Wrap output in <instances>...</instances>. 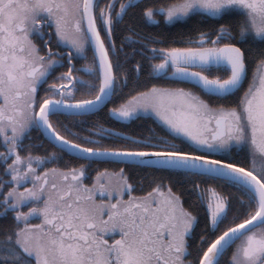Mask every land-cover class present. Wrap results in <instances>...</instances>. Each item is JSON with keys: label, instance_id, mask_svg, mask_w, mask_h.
I'll return each instance as SVG.
<instances>
[{"label": "snow or ice", "instance_id": "6c2138e0", "mask_svg": "<svg viewBox=\"0 0 264 264\" xmlns=\"http://www.w3.org/2000/svg\"><path fill=\"white\" fill-rule=\"evenodd\" d=\"M0 264H264V0H0Z\"/></svg>", "mask_w": 264, "mask_h": 264}]
</instances>
